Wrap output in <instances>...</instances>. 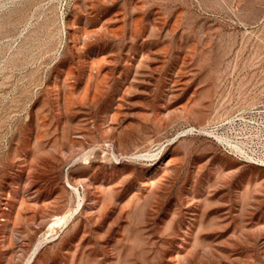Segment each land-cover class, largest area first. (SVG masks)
<instances>
[{"label": "rangeland", "instance_id": "obj_1", "mask_svg": "<svg viewBox=\"0 0 264 264\" xmlns=\"http://www.w3.org/2000/svg\"><path fill=\"white\" fill-rule=\"evenodd\" d=\"M261 103L264 0H0V264H264Z\"/></svg>", "mask_w": 264, "mask_h": 264}, {"label": "built area", "instance_id": "obj_2", "mask_svg": "<svg viewBox=\"0 0 264 264\" xmlns=\"http://www.w3.org/2000/svg\"><path fill=\"white\" fill-rule=\"evenodd\" d=\"M222 148L241 162L264 168V103L247 109L238 127L232 121V130L222 136Z\"/></svg>", "mask_w": 264, "mask_h": 264}, {"label": "bare ground", "instance_id": "obj_3", "mask_svg": "<svg viewBox=\"0 0 264 264\" xmlns=\"http://www.w3.org/2000/svg\"><path fill=\"white\" fill-rule=\"evenodd\" d=\"M104 81V80H103ZM106 81V80H105ZM108 81V80H107ZM109 83V82H108ZM90 157V156H89ZM88 154L84 155L82 159L84 160H88L89 159ZM70 216L68 215H60V216H55L53 219H51L47 225H46V232L43 233L42 237L40 239H38V243L36 244L35 247V254H37V252H39V250L42 247V243L46 240L47 236H51L53 234H57L58 233V229L59 228H66L68 227V225L70 224ZM42 233V232H41ZM48 239V238H47ZM45 243V242H44ZM29 264V263H27Z\"/></svg>", "mask_w": 264, "mask_h": 264}]
</instances>
